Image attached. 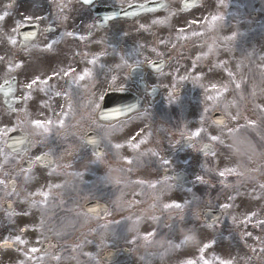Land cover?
Wrapping results in <instances>:
<instances>
[{"label": "flooded vegetation", "instance_id": "1", "mask_svg": "<svg viewBox=\"0 0 264 264\" xmlns=\"http://www.w3.org/2000/svg\"><path fill=\"white\" fill-rule=\"evenodd\" d=\"M145 1L0 0V87L15 77L19 92L32 77L27 63L33 62L34 55L45 54L75 70L76 108L81 111L75 113L74 145L53 147L45 140L40 144L33 140L14 153L7 148L11 131L20 130L34 138L33 114L26 111L27 106L20 112L30 97L15 105L13 112L3 107L0 98V264H80L83 257L97 258L99 232L127 229L125 194L98 191V164H105L101 168L105 170L112 163L114 149L121 147L113 145L115 136L126 137L96 120L102 90L139 91L129 71L145 62L146 42L154 46L155 56L175 51L168 47L172 42L145 29L144 24L156 16L165 17L169 24L179 18L189 20L208 0H200L198 7L187 12L181 9L185 0H153L164 9L131 21L111 18L113 9ZM28 26L32 32L22 37L20 30ZM133 33L148 37L133 41ZM18 54L27 56L26 65L15 59ZM114 56L133 62L114 65ZM25 67L27 70H21ZM164 73L144 74L148 87L160 89L157 103L163 98L164 89L158 83ZM143 98L148 102L147 96ZM81 105L85 107L81 109ZM90 132L100 137L101 154L84 142ZM91 201L106 204L103 218L85 211ZM114 245L118 247V242Z\"/></svg>", "mask_w": 264, "mask_h": 264}, {"label": "rangeland", "instance_id": "2", "mask_svg": "<svg viewBox=\"0 0 264 264\" xmlns=\"http://www.w3.org/2000/svg\"><path fill=\"white\" fill-rule=\"evenodd\" d=\"M212 6L215 13L212 14L217 16L213 19L204 20L205 16L201 17L203 14L200 12L193 16L194 20L188 26L184 27L180 22L176 24V28L161 30L172 37L184 36L186 39L190 34H195L200 39L188 45L189 51L193 53L194 43H197L198 52L202 49L201 45L214 43L216 50H219L218 54L213 55L210 52L198 57L201 61L200 63L198 59V64L204 67L203 70L212 69L206 72L207 75L192 76L204 81L200 99H196L197 94L192 93V97L189 96V89L186 88L184 95L188 99L183 98L178 103L171 104L170 114H158L156 126H152L158 132L162 131L161 135L164 128L160 123L167 124L168 131L172 134L169 139L172 144L176 142L178 145L181 138L186 135L193 138L195 145L188 152H192V163L187 166L195 187L193 197L185 201L186 196L179 194L175 196L171 193V197L165 198L161 196L159 203L161 205L166 203L167 210L161 213L155 230L146 224L140 233L132 231L129 233V239H119L117 246L128 247L130 255L127 258L120 256L116 264H264V196L261 201V195L257 192V189L264 191V136L260 139L263 141L261 145L251 144L254 135L259 134V129H264V0H222L219 6L213 1ZM237 12L241 17V25H245L244 28L249 32L246 30L242 32L238 40L231 39L234 36L227 34H221L226 39L224 41L214 38L212 31L215 29L219 28L228 33L230 25L227 20L236 17ZM252 12L256 13L253 20L249 16ZM218 18L221 19V23L215 21L213 28L208 30L212 20ZM128 28L133 32L132 25ZM145 29L158 31L159 27L146 24ZM242 34L248 38L245 40L246 37ZM147 37L142 33H138V36L133 33L131 39L138 41ZM146 48H153V45L147 44ZM182 48L180 45L176 49ZM161 54L169 60L176 58L165 52ZM152 55L147 54L145 57L149 58ZM192 55L187 53L181 57V61L191 60ZM56 60L52 57L34 60L31 73L36 86L54 87L58 93L66 73L63 71L62 62L58 63ZM49 75L52 81L48 79ZM71 78L74 79V73ZM190 81L187 83L191 86ZM29 86L31 87V82L26 84L27 92ZM209 87L214 90H210ZM213 94L220 95V99L216 100L217 97ZM47 101L51 108H55L51 99ZM55 103V106L59 105L58 100ZM172 108L175 111L172 112ZM214 110L223 113L227 119L226 126L217 127L211 123L210 114ZM53 111L62 112L61 109ZM38 118L39 116H35L32 120L36 135H40ZM65 123V119L60 121L62 127ZM158 126H161V129H157ZM156 130L150 141L144 145L152 146L155 143L154 139H158L156 149L160 151L167 142V137L160 136ZM55 134L59 135L60 132L57 130ZM206 140L212 142L214 146L215 154L212 157L199 154V147ZM49 145L58 146L57 138L50 136ZM180 158L183 161L186 159L185 155ZM101 168L97 169L98 176L102 175L98 180L123 177L122 173L117 174V171L121 170L120 165H115L117 168L115 170L110 166L107 170ZM157 170L137 169L140 171L139 176L133 174L131 170L129 177L133 180L146 179L149 175L156 177ZM154 192L153 187L146 189L148 195ZM176 198L177 204L168 203ZM173 206L176 208L173 209ZM202 208L220 209L223 212L222 219L213 227L202 226L199 218ZM131 210L136 214L137 205L134 207L132 205ZM169 210L175 211L170 214L173 217H168ZM143 211L153 213L152 207H144ZM153 211L156 214L159 209ZM135 233L138 234L134 235ZM98 244L100 253L107 244L100 241ZM81 264L95 262L83 259Z\"/></svg>", "mask_w": 264, "mask_h": 264}, {"label": "water", "instance_id": "3", "mask_svg": "<svg viewBox=\"0 0 264 264\" xmlns=\"http://www.w3.org/2000/svg\"><path fill=\"white\" fill-rule=\"evenodd\" d=\"M136 107H137L136 104H129L126 109L131 111ZM213 121L218 125H221L224 123V119L221 116V114H219V113H215L213 115ZM190 143L191 142H189L188 139H184L183 143H182V148L189 146ZM201 152L202 153H208L210 155L213 154V150L209 144H204L202 146ZM165 175L171 176L176 183L181 184L184 187H187V188L190 187V182L188 181L187 175H185L184 173L168 172ZM201 215H202L203 220L210 223V224L215 223L220 218V212L219 211L204 210V211H202ZM114 254H115V252H112V251L105 252L103 255V260L105 262L113 261L114 260Z\"/></svg>", "mask_w": 264, "mask_h": 264}, {"label": "snow or ice", "instance_id": "4", "mask_svg": "<svg viewBox=\"0 0 264 264\" xmlns=\"http://www.w3.org/2000/svg\"><path fill=\"white\" fill-rule=\"evenodd\" d=\"M197 179H200L199 177H197Z\"/></svg>", "mask_w": 264, "mask_h": 264}]
</instances>
